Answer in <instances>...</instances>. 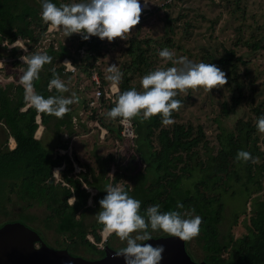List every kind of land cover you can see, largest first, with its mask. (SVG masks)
<instances>
[{
	"label": "trees",
	"instance_id": "16d2710c",
	"mask_svg": "<svg viewBox=\"0 0 264 264\" xmlns=\"http://www.w3.org/2000/svg\"><path fill=\"white\" fill-rule=\"evenodd\" d=\"M51 2L59 6L77 0ZM38 4H33L31 0H0L1 43H12L20 37L29 48L28 54L40 52L41 41L49 24L42 20V8L38 7ZM165 7H170V4ZM167 20L170 23L169 18ZM65 39L64 42L61 39H52L44 52H40L53 58L51 64L45 65L41 70L39 79L34 81L36 92L45 98L60 95L55 89L48 88L53 69L63 80L72 79L75 73L78 77L89 78L92 70H97V62L106 55L105 40L102 41L99 37L94 36L88 42L80 35L73 34L67 38L65 36ZM80 48H85V55L79 53ZM8 53H11L10 57H16L22 50L15 46L10 48ZM125 54L129 56V61L122 64L119 70L123 73L118 85L119 92L133 88L142 91L133 81L137 75L150 72L146 49L142 48L141 43H137L134 48L130 44ZM230 55L233 56V52H230ZM63 58L70 59L75 67L74 72L66 71L62 63ZM235 60L242 61V58L237 57ZM203 62L206 63L205 60ZM224 63L230 66L227 78L235 91L230 101L221 105V119L227 122L229 117L237 113L244 98V83L236 76L235 62L228 58ZM14 65L27 69V65L18 60L14 61ZM77 91L82 92L78 88ZM176 98L183 103L181 96ZM89 100L83 97L79 100L81 104L70 105L68 113L56 117L27 106L21 84H0V127L6 135L4 141L0 139V217L9 216V204L18 205L20 210L15 219L19 218L22 223L29 225L28 223L35 221L37 216L24 210L32 206H44L46 213L41 220L43 226L66 237L64 245L69 246L71 251L76 252L80 247L87 246L103 255L104 251L97 246L101 241L100 232L103 225L97 222L96 217L87 222L86 213L90 211L96 214L100 210L99 201L107 195L106 185H116L125 178L128 182L122 187L131 197L141 201V213L148 206L157 204L162 212L176 210L184 214L195 209V214L202 217L200 233L197 236L203 254L200 262L264 264V137L261 139V149L258 144L260 132L256 126L258 117L264 115V102L252 106V113L246 119L238 118L232 126L226 124L221 128L223 133L218 135L220 143L216 151L207 145V135L200 123L174 121L173 124L164 126L159 115L149 119L142 116L133 118V126L136 127L133 146L137 157H141L152 171L149 180L143 169L129 174L131 168L124 167L122 172L119 164L117 167L121 172L116 170L110 178V167L117 163L113 152L100 158L99 172L90 177L84 167L79 172H74L69 154L59 152V149H68V142L62 140L49 149L44 146L43 138L47 131L51 129L60 135L66 121L70 122L80 108H88ZM100 106H104L105 111L94 115L100 127L107 130L106 138L120 139V118L110 119L107 116L115 102L100 100ZM178 111L172 113L173 120L177 118ZM37 116L40 117V125L45 130L39 138L35 137L39 130ZM140 120H144L143 130L139 125ZM9 137L15 140L13 149L8 146ZM240 150L251 153L255 162L237 161L236 156ZM71 154L79 162L74 149ZM131 158L133 160L135 156ZM256 158H261L262 161L258 163ZM63 165L57 180L52 175L53 169ZM233 185H236L235 189ZM86 187L96 191L92 195L93 206L88 205L90 192ZM228 192L232 197L242 196L243 213H246L247 198L252 197L248 220H244L246 231L237 237L230 229L227 232L220 229L225 217L222 196ZM257 193L261 195L253 196ZM72 196L76 197L73 205L69 202ZM177 202L182 203L183 208L177 209ZM239 213L240 208L234 211V223L237 222ZM154 232L164 234L162 231ZM114 235L110 234L105 243L110 244ZM88 236H91L94 242H91Z\"/></svg>",
	"mask_w": 264,
	"mask_h": 264
},
{
	"label": "rangeland",
	"instance_id": "374dc122",
	"mask_svg": "<svg viewBox=\"0 0 264 264\" xmlns=\"http://www.w3.org/2000/svg\"><path fill=\"white\" fill-rule=\"evenodd\" d=\"M148 1L159 5L164 0ZM31 2L36 5L39 3L38 7L41 8L40 0H31ZM168 4L170 7L164 6L154 9L132 29L130 34L125 36V40L120 38L112 42L105 40L106 55L97 62V71L105 86L111 84L106 78L108 67L116 65L120 70L122 64L129 61V56L125 54V50L130 47V44L134 48L137 43H141L142 48L146 49V57L150 61L148 67L150 72L176 66L171 61L159 57L158 53L163 48L170 49L174 53V58L187 57L194 63L205 60L206 63L215 64L225 72L226 78L230 66L229 64L225 65L224 61L229 58L233 63L235 62L236 76L244 83V98L237 113L229 117L227 122L221 119V105L223 102H229L232 93H235L228 78L226 85L211 91L204 87H198L179 94L183 99V106L179 109L178 116L174 121L202 124L207 135V145L216 151L220 143L218 135L223 133L221 128L226 124L232 126L238 118L246 119L252 113V106L264 102V0H171ZM167 18H169L170 23H168ZM54 38L56 40L61 39L63 42L66 40L61 29L51 40ZM131 40H135V42ZM4 45L5 42H0V58H9V54L12 52L8 53L10 49ZM41 45L39 51L44 52L48 45L47 43ZM252 45H257V47ZM230 52H233V56L230 55ZM203 54L206 55L202 56ZM17 57L5 64L2 74L5 77L12 74L14 79L19 82L26 69L14 65ZM237 57L242 58V61H236ZM143 76V74L137 75V81H133L139 85V89H142L140 80ZM63 81L69 88V92L63 95L70 96L71 93L75 92L79 100L83 97L86 100L90 99L94 90L91 76L89 78L78 77L75 73L72 79ZM77 88L82 92H78ZM80 102L74 103V105L77 106L81 104ZM104 111V106H100L94 113L87 114V108H80L78 114L75 115L76 118L73 117L70 122L66 121L65 125L62 126L60 135L51 129L47 131L43 138L44 146L49 149L62 140L68 142L67 150L72 153L74 149L76 157L79 159L78 166L84 167L90 177L99 172L100 158L109 152H113L117 163H113L110 167L109 173H112V176L118 170L117 165L119 164L122 172H124V167L131 168L129 174L137 173L143 169L150 180L152 171L141 157H139L140 159L137 157L131 140L124 137L120 139L106 138L107 130L100 127L95 115L92 117L93 114H100ZM74 118L75 121H73ZM139 125L143 130L144 120H140ZM133 127L136 135V127ZM44 133L45 130H43ZM36 136L40 137L41 135L36 134ZM5 137L4 129L0 127L1 141H4ZM259 137L258 144L262 149L261 139L264 137V133H259ZM131 156H135V159L132 160ZM117 157H119V161ZM256 161L260 163L262 160L256 158ZM120 169L119 172H121ZM125 172L128 171L125 170ZM123 181L128 182L127 179L123 178L118 184L123 185ZM262 181L264 182V177ZM235 186L233 185V189ZM89 189L95 194L96 191L93 188ZM229 194L230 192L222 196L225 204V217L220 229L224 232L230 229L237 237L246 231L244 220L246 222L248 220L252 197L247 198L246 213H243L242 196L232 197ZM257 195L260 196L261 193L253 196ZM88 205L93 206V202L92 204L88 203ZM239 208L240 213L237 222L234 223L233 213ZM19 210L18 205L9 204V216L0 217V264H29L30 261L33 264H50L53 261H55L53 264H61L65 261L64 258L83 259L81 261L89 263L92 262V258L98 255L102 256L87 246L80 247L74 254L75 251H71L69 246L64 245L67 241L66 237L43 226L41 220L46 213L44 206H32L24 210L37 216L35 221L28 223L29 225L22 223L19 218L15 219ZM95 217V214L87 211V222H91ZM100 233L103 231L101 230ZM158 233L160 232H152L151 235H154L152 237L169 235L167 233L159 235ZM9 235L12 236V239H9ZM39 242L42 244L37 245ZM103 245L104 242H101L97 246L101 248ZM110 245L117 250L126 246L125 242L116 235L112 237ZM187 251L192 261H201L203 254L197 237L188 241ZM19 252L32 260L20 262L18 259ZM39 256L43 257L42 262L37 261Z\"/></svg>",
	"mask_w": 264,
	"mask_h": 264
},
{
	"label": "clouds",
	"instance_id": "9594fccd",
	"mask_svg": "<svg viewBox=\"0 0 264 264\" xmlns=\"http://www.w3.org/2000/svg\"><path fill=\"white\" fill-rule=\"evenodd\" d=\"M144 2L149 3L148 0ZM41 8V18L45 23L61 29L66 38L78 34L85 41L94 36L109 42L117 38L125 40V36L140 23L142 14L140 0H77L59 6L51 0H41ZM158 55L176 66L156 69L144 75L140 80L142 91L133 88L119 92L123 73L116 65L108 67L106 78L119 92L115 106L107 113L108 118H120L122 123L130 124L137 116L149 119L159 115L162 124L168 126L174 123L172 113L183 106L182 101L176 98L180 93L198 87L211 91L228 83L225 72L215 64L194 63L187 57L174 58V53L168 48L160 50ZM19 59L27 65L20 78L27 105L38 112L62 117L70 111V105L79 102L75 92L70 96L63 95L69 92V88L54 69L48 88L55 89L60 95L45 98L36 92L34 81L39 79L43 67L51 64L53 58L50 55L32 52ZM64 65L73 66L68 61ZM256 126L260 133H264V115L258 117ZM236 160L255 162L251 153L244 150L238 151ZM52 175H60L59 170ZM108 176L112 177V173ZM105 192L107 195L99 201L100 210L95 214L97 222L103 225V233L115 234L126 244L114 254L113 259L122 257L125 264H160L164 246L145 243L152 239V232L162 231L181 241H189L200 233L202 217L195 214V209L184 214L176 210L162 212L157 204L148 206L141 213V201L131 197L121 184H108ZM69 201L73 205L76 197L72 196ZM176 207L183 208V204L177 202Z\"/></svg>",
	"mask_w": 264,
	"mask_h": 264
},
{
	"label": "built area",
	"instance_id": "2783aa9c",
	"mask_svg": "<svg viewBox=\"0 0 264 264\" xmlns=\"http://www.w3.org/2000/svg\"><path fill=\"white\" fill-rule=\"evenodd\" d=\"M170 2H171V0H164L159 5L155 3L156 4V6H155V4H152L151 2H149L148 4H145L144 0H140L141 7H142V14H141L140 22L143 19H145L154 9H157L158 7H164L166 4H168ZM58 31H60V29H58V28H56V27H54V26L49 24L47 26V29L45 31L44 38L42 39L41 44L44 45L45 43H47V45H49V43L51 42V38L54 37L56 35L55 32H58ZM91 39H92V37L90 39H88L87 41L89 42V41H91ZM54 44H56V43H54ZM5 45L7 47H9V49L12 48V47H15V46L20 47L21 50H22V53L17 57L16 60L20 61V63H23L19 58L21 56L27 55L29 53V48L25 45L24 40L22 38L18 37L12 43L5 42ZM24 49H27V51H24ZM79 53L81 55H85L86 54L85 48H80L79 49ZM89 55H91V52H89ZM13 58H15V57L0 58V62L3 63V64H0V84L1 85L7 84V83H10V82L21 84L20 81L17 82L14 79V76L12 74L7 75L6 77H5L4 74H2L3 69L5 68V64L6 63H10L11 61H13ZM65 61H68V62L71 63L70 59H68V58H63L62 63L64 64ZM65 69H66V71H74L75 67L70 66V65H67V66L65 65ZM91 80L94 83V90H93V93L91 95L90 100L88 101V108H87V112L88 113L87 114L94 113V112H92V110L98 109L100 107V100H107V101H110V102H115L116 94L118 93V91H116L112 87L111 84H109L108 86H105L102 83L101 78H100V76L98 74V71L96 69H93L92 72H91ZM83 113H85V111H83ZM75 118H74L73 121H75ZM36 121L39 124L38 129L41 128L40 117L39 116H37V120ZM119 126H120V135H121V137H124L127 140H131L132 146H133L134 145V137L136 136L135 133H134L133 122L131 121L130 124H127V123H122L121 120H119ZM41 130H42V128H41ZM103 135L104 134L102 133V136ZM35 137L38 138V136H36V133H35ZM8 146H9L10 149H13L15 147V140L12 137H9ZM59 151L62 152L63 154L64 153H68L69 154L70 159L72 161V164L74 166V172H79L81 170V167L78 166V162L72 156L71 151H68L67 149H59ZM117 158H118V161H119V157H117ZM63 168H64V165L60 166V167H55L53 169V172L56 171V170L63 169ZM55 178L57 180H59V175H56ZM86 189L90 192V198L88 199V203L92 204V195H94L93 194L94 192H92L91 189H89L88 187H86ZM109 235L110 234L101 233V241H100V243L101 242H105ZM88 238H89V240L91 242H94L92 237L88 236ZM97 244H99V243H97Z\"/></svg>",
	"mask_w": 264,
	"mask_h": 264
},
{
	"label": "water",
	"instance_id": "95a60500",
	"mask_svg": "<svg viewBox=\"0 0 264 264\" xmlns=\"http://www.w3.org/2000/svg\"><path fill=\"white\" fill-rule=\"evenodd\" d=\"M7 70V68H6ZM94 114L92 115V117ZM9 239H12V236L9 235ZM145 243H150L153 246L156 245H163L165 251L163 253V259L161 260L160 264H206L204 262H194L188 256V244L187 241H181L177 237H173L170 235H163V236H155L152 237L150 241H146ZM116 251L111 250L110 248L105 249V256L103 259L96 261V262H89L86 263L81 261L83 259H66L64 258V262L61 264H125L124 259L122 257L113 259L114 254ZM43 257L39 256L37 261L42 262ZM18 259L20 262L30 261L32 259L24 257V255L19 252ZM33 262V261H32ZM29 264H33L28 262ZM55 263V261L51 262L50 264ZM58 264V263H57Z\"/></svg>",
	"mask_w": 264,
	"mask_h": 264
},
{
	"label": "flooded vegetation",
	"instance_id": "af4514ba",
	"mask_svg": "<svg viewBox=\"0 0 264 264\" xmlns=\"http://www.w3.org/2000/svg\"><path fill=\"white\" fill-rule=\"evenodd\" d=\"M106 242V241H105ZM104 242V245L100 248V249H102L104 252H103V255L102 256H96V257H94V258H92L93 260H92V262H96V261H99V260H101V259H103L104 258V256H105V249L108 247V248H110L111 250H113V251H118L116 248H114V247H112L110 244H107V243H105ZM42 243H38L37 245H41ZM46 244V243H45ZM75 254L77 253V251L76 252H74ZM77 255H79V254H77ZM82 256V255H81ZM84 257V256H83ZM85 259H86V257H84Z\"/></svg>",
	"mask_w": 264,
	"mask_h": 264
},
{
	"label": "crops",
	"instance_id": "0c3cea01",
	"mask_svg": "<svg viewBox=\"0 0 264 264\" xmlns=\"http://www.w3.org/2000/svg\"><path fill=\"white\" fill-rule=\"evenodd\" d=\"M74 117H75V116H74ZM41 128H42V130H41ZM41 128H39V130H38V132H37V133L40 134V135L42 134V131H43V127H42V125H41ZM40 131H41V132H40ZM36 138H37V137H36ZM38 138H39V137H38Z\"/></svg>",
	"mask_w": 264,
	"mask_h": 264
},
{
	"label": "bare ground",
	"instance_id": "6f19581e",
	"mask_svg": "<svg viewBox=\"0 0 264 264\" xmlns=\"http://www.w3.org/2000/svg\"><path fill=\"white\" fill-rule=\"evenodd\" d=\"M38 134V133H37Z\"/></svg>",
	"mask_w": 264,
	"mask_h": 264
}]
</instances>
